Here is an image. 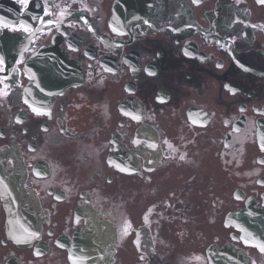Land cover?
<instances>
[{
    "label": "flooded vegetation",
    "instance_id": "flooded-vegetation-1",
    "mask_svg": "<svg viewBox=\"0 0 264 264\" xmlns=\"http://www.w3.org/2000/svg\"><path fill=\"white\" fill-rule=\"evenodd\" d=\"M10 146L45 217L0 204V264H264V3L0 0Z\"/></svg>",
    "mask_w": 264,
    "mask_h": 264
},
{
    "label": "water",
    "instance_id": "water-1",
    "mask_svg": "<svg viewBox=\"0 0 264 264\" xmlns=\"http://www.w3.org/2000/svg\"><path fill=\"white\" fill-rule=\"evenodd\" d=\"M0 192L2 193L5 210L7 213V226L11 233L17 235L21 232V222L17 217L22 213L29 220L32 227H36V222L33 221L36 207L27 199V202L22 204L21 200L25 197L18 187V181L13 179L11 174H6L0 178ZM21 199V200H20ZM30 209V210H29Z\"/></svg>",
    "mask_w": 264,
    "mask_h": 264
},
{
    "label": "snow or ice",
    "instance_id": "snow-or-ice-1",
    "mask_svg": "<svg viewBox=\"0 0 264 264\" xmlns=\"http://www.w3.org/2000/svg\"><path fill=\"white\" fill-rule=\"evenodd\" d=\"M260 2H261V3H264V0H260ZM262 250H264V249H262Z\"/></svg>",
    "mask_w": 264,
    "mask_h": 264
}]
</instances>
